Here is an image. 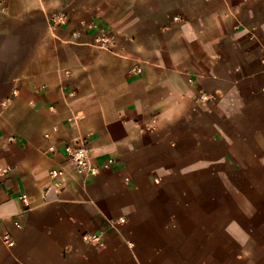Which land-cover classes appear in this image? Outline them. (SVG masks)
I'll list each match as a JSON object with an SVG mask.
<instances>
[{
	"label": "crops",
	"instance_id": "obj_1",
	"mask_svg": "<svg viewBox=\"0 0 264 264\" xmlns=\"http://www.w3.org/2000/svg\"><path fill=\"white\" fill-rule=\"evenodd\" d=\"M263 88L264 0H0V264H264Z\"/></svg>",
	"mask_w": 264,
	"mask_h": 264
},
{
	"label": "built area",
	"instance_id": "obj_2",
	"mask_svg": "<svg viewBox=\"0 0 264 264\" xmlns=\"http://www.w3.org/2000/svg\"><path fill=\"white\" fill-rule=\"evenodd\" d=\"M68 21V16L66 14H55L51 18V22L54 25H64ZM103 41H107L106 38H103ZM140 72V70H138ZM262 93L264 94V88L262 89ZM201 100L205 102H209V96L206 94L201 95ZM91 148H90V141L87 138L77 139L72 144L66 145L63 150L62 154L64 156V165L73 169L79 170L84 172L87 175L95 176L98 171V166L92 165V155H91ZM49 154L55 155L59 153V150H56L55 147L49 148ZM109 165L113 164L112 160H109ZM64 168L60 169L59 171L53 170L50 172V176L56 177L62 175L64 173ZM22 201L28 206V199L26 196H22ZM17 227L21 228V224L17 223ZM3 241L7 246L14 247V242L12 241L9 235L3 236Z\"/></svg>",
	"mask_w": 264,
	"mask_h": 264
}]
</instances>
